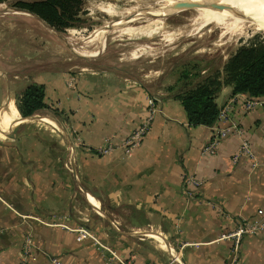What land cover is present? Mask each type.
<instances>
[{
  "label": "crops",
  "instance_id": "1",
  "mask_svg": "<svg viewBox=\"0 0 264 264\" xmlns=\"http://www.w3.org/2000/svg\"><path fill=\"white\" fill-rule=\"evenodd\" d=\"M38 24L44 25L33 14L0 12V125L10 124L0 128V264H18L26 239L27 264H51V258L119 264L111 252L135 264H167L169 247L181 264H228L232 243L221 235L264 209V99L245 110L241 95L226 120L193 125L181 100L159 82L110 68L68 67L44 50L37 56L38 40L51 43L49 35L32 38ZM30 84L43 86L47 107L23 117L17 102ZM233 96L223 87L218 107ZM150 97L158 110L126 152ZM52 110L59 119L48 122L67 145H36L37 135L45 130L52 138V131L29 121L37 113L54 116ZM231 122L242 134L230 132L215 154L203 155L212 126ZM242 138L255 166L232 159ZM184 173L202 181L191 197L183 192ZM239 250L240 264H264V230L245 235Z\"/></svg>",
  "mask_w": 264,
  "mask_h": 264
},
{
  "label": "rangeland",
  "instance_id": "2",
  "mask_svg": "<svg viewBox=\"0 0 264 264\" xmlns=\"http://www.w3.org/2000/svg\"><path fill=\"white\" fill-rule=\"evenodd\" d=\"M183 3L184 0H84L75 24L65 27L62 33L45 23L36 26L32 38L40 39L43 34L51 37V43L43 39L35 43L37 56L43 50L46 56L52 52L53 61H65L68 67L80 64L110 68L113 73L144 82L153 80L164 90L173 87L176 91L182 87L185 75L194 80L196 74L203 76L221 68L240 41L264 34V21L245 25L241 31L230 30L224 24L201 25L199 10L204 6L193 3L182 8ZM3 6L0 12L9 11ZM79 49H86V55ZM55 111L52 110L54 116L37 113L29 121L36 129L52 131V138L45 130L37 135L36 145H67L61 129L48 122L59 119ZM9 125L1 124L0 128L7 130ZM27 132L29 135L32 131ZM68 153L73 154L70 150Z\"/></svg>",
  "mask_w": 264,
  "mask_h": 264
},
{
  "label": "trees",
  "instance_id": "3",
  "mask_svg": "<svg viewBox=\"0 0 264 264\" xmlns=\"http://www.w3.org/2000/svg\"><path fill=\"white\" fill-rule=\"evenodd\" d=\"M84 0H0L5 10L36 15L57 32L75 24L77 13ZM195 79L182 77V87L173 96L181 100L188 120L193 125H212L220 108L216 98L223 87L231 89V95L244 94L253 100L264 99V34H255L240 41L228 54L221 68L214 69ZM17 107L23 117L35 114L47 105L42 85L26 86L18 98Z\"/></svg>",
  "mask_w": 264,
  "mask_h": 264
},
{
  "label": "built area",
  "instance_id": "4",
  "mask_svg": "<svg viewBox=\"0 0 264 264\" xmlns=\"http://www.w3.org/2000/svg\"><path fill=\"white\" fill-rule=\"evenodd\" d=\"M244 94H235L230 100L219 110L216 121H222L227 119V111L230 106L235 102L237 97H242ZM156 98L150 97L148 100V116L142 122V124L136 128L125 140V151L129 152L131 149L136 147L142 140L143 136L146 134L150 121L152 120L154 114L157 112ZM258 100H253L245 95L243 98V107L245 110H250ZM215 123V122H214ZM212 137L208 143L203 147V155H213L216 152L217 146L220 141L225 138L230 132H236L237 134H242L241 129L238 127L236 122H231L229 126L221 127L217 124L212 126ZM240 157L245 158L252 166L256 165V157L252 150V147L247 139L242 138L240 141V146L238 151L232 156L233 161H238ZM182 186L184 194L188 196H193L195 189H198L202 185V181L198 179L195 175L191 173H184L182 175ZM194 189V190H193ZM261 230H264V209L260 210L259 216L253 220H242L237 223L234 230L224 233L221 235L222 238L228 239L232 243V257L228 264H240V243L242 238L248 234H255ZM30 242L29 239L25 240L23 245V251L21 255L20 262L18 264H27L29 258ZM112 257L118 260L119 264H135L132 259H119L113 252H111ZM51 264H62L58 258H51ZM167 264H181L179 256L174 248L169 247V260Z\"/></svg>",
  "mask_w": 264,
  "mask_h": 264
},
{
  "label": "bare ground",
  "instance_id": "5",
  "mask_svg": "<svg viewBox=\"0 0 264 264\" xmlns=\"http://www.w3.org/2000/svg\"><path fill=\"white\" fill-rule=\"evenodd\" d=\"M193 3L204 6H199L201 25L224 24L230 30H240L245 25L264 21V0H184L181 7L186 8ZM79 51L84 55L87 53L86 49Z\"/></svg>",
  "mask_w": 264,
  "mask_h": 264
},
{
  "label": "water",
  "instance_id": "6",
  "mask_svg": "<svg viewBox=\"0 0 264 264\" xmlns=\"http://www.w3.org/2000/svg\"><path fill=\"white\" fill-rule=\"evenodd\" d=\"M35 17H37L36 15H35ZM37 19H39L40 20V18L39 17H37ZM41 21V20H40ZM44 23V22H43ZM75 51V50H74Z\"/></svg>",
  "mask_w": 264,
  "mask_h": 264
}]
</instances>
